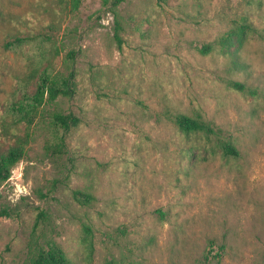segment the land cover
Wrapping results in <instances>:
<instances>
[{
    "label": "rangeland",
    "instance_id": "1",
    "mask_svg": "<svg viewBox=\"0 0 264 264\" xmlns=\"http://www.w3.org/2000/svg\"><path fill=\"white\" fill-rule=\"evenodd\" d=\"M118 13L121 50L103 0L75 10L0 0V121L31 57L5 43L30 35L50 41L36 50L59 70L76 52L77 93L59 109L81 120L61 150L49 128H31L27 156L0 186V209L12 211L0 217V264H30L41 211L40 242L73 264H264V0H124ZM244 24L255 30L224 48ZM175 114L201 115L220 135L183 133ZM222 140L240 156H225Z\"/></svg>",
    "mask_w": 264,
    "mask_h": 264
},
{
    "label": "trees",
    "instance_id": "2",
    "mask_svg": "<svg viewBox=\"0 0 264 264\" xmlns=\"http://www.w3.org/2000/svg\"><path fill=\"white\" fill-rule=\"evenodd\" d=\"M167 0H158L165 3ZM73 9H77L80 0H71ZM124 0H103L104 6L108 7L115 17L114 39L121 50L124 45L122 33L124 26L119 19L118 7ZM252 24H244L239 27L235 34H228L221 39L224 48L230 46L235 35H245L247 31H254ZM41 41L40 43H37ZM45 42L42 36H16L13 40L5 43V49L17 52L29 47L31 55L28 58L30 65L16 77V87L8 95L3 104V114L0 121V138L13 142L4 149L0 144V186L7 182L13 174L16 165L27 156L28 145L34 140L31 128L40 126L41 129L49 128L50 137L48 146L54 150L66 148L67 134L71 129L77 127L81 122L80 118L73 112H65L59 109V102L64 99H72L77 93V72L74 67L76 52L68 54L64 62L65 69L59 70L53 59L45 52L36 50V44ZM211 50L209 45L203 46L200 51L208 54ZM34 58V59H33ZM229 85L238 91H245L246 85L238 81H230ZM53 108L50 110L49 108ZM175 126L183 133H201L207 137L219 136L217 127L203 119L201 115L188 116L175 114L171 118ZM25 132V133H23ZM220 147L223 154L228 157H239V150L229 141L222 140ZM74 197L77 201L88 205L93 202L94 196L91 193L75 191ZM10 209H0V217H11ZM46 219L44 211L39 212L32 231L30 248L32 258L30 264H73L67 257L65 251L56 243L43 245L40 242L39 227ZM89 230V229H88Z\"/></svg>",
    "mask_w": 264,
    "mask_h": 264
}]
</instances>
